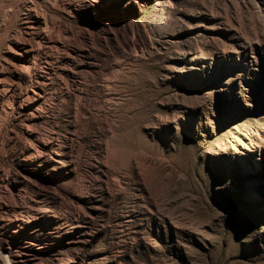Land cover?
I'll use <instances>...</instances> for the list:
<instances>
[{
    "label": "rangeland",
    "instance_id": "374dc122",
    "mask_svg": "<svg viewBox=\"0 0 264 264\" xmlns=\"http://www.w3.org/2000/svg\"><path fill=\"white\" fill-rule=\"evenodd\" d=\"M0 264H264V0H0Z\"/></svg>",
    "mask_w": 264,
    "mask_h": 264
},
{
    "label": "bare ground",
    "instance_id": "6f19581e",
    "mask_svg": "<svg viewBox=\"0 0 264 264\" xmlns=\"http://www.w3.org/2000/svg\"><path fill=\"white\" fill-rule=\"evenodd\" d=\"M29 59L30 58H28L27 60H29ZM27 60L24 59L23 61H27ZM28 69H29L28 66L26 67V66L23 65V67L16 68L15 71L19 75L23 74L24 76H29L30 71ZM38 71H39V74L38 73H34L33 78L30 79L31 83L34 86V88L31 89V94H28V97H29L30 101L38 100V99L43 97V95H41L40 91H37L35 89L38 88V87L39 88L42 87V85L44 83H46V81H47L46 70H43L42 67H39L37 72ZM17 86H18V81H12L11 82V87L16 89ZM5 91H8V89L5 88ZM39 110H40V108L37 107L36 111H37L38 115H39Z\"/></svg>",
    "mask_w": 264,
    "mask_h": 264
}]
</instances>
